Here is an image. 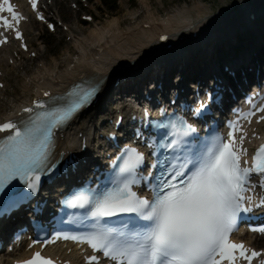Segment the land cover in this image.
I'll list each match as a JSON object with an SVG mask.
<instances>
[{"label": "snow or ice", "instance_id": "obj_1", "mask_svg": "<svg viewBox=\"0 0 264 264\" xmlns=\"http://www.w3.org/2000/svg\"><path fill=\"white\" fill-rule=\"evenodd\" d=\"M30 3L37 17L48 22L40 0ZM24 19L11 0H0V45L9 41L5 32L14 31L17 39H25L20 27ZM49 27L56 30L55 23L49 22ZM97 87L75 84L65 94L53 96L44 91L47 100L33 98L21 109L24 116L0 122V212L17 208L40 190L42 176L57 166V130L90 103ZM215 91L198 96L195 106L186 109L202 118L211 110ZM247 103L248 110H236L227 133L216 126L201 136L196 123L176 113L164 114L159 121H141L149 130L156 129L154 135L145 136L140 128L134 133L151 149L150 154L132 144L123 145L95 186L85 180L63 201L83 210L68 216L80 230H55L50 239H34L29 247L60 239L86 243L93 250L87 256L89 264H252L264 257V249L233 238L242 224L264 234V224H251L246 215L264 209V142L254 150L251 162L244 159L250 134L243 124H251L258 113V120L264 121V92L253 93ZM139 186L148 194H141ZM15 264L71 261L37 250ZM259 264H264V258Z\"/></svg>", "mask_w": 264, "mask_h": 264}, {"label": "bare ground", "instance_id": "obj_2", "mask_svg": "<svg viewBox=\"0 0 264 264\" xmlns=\"http://www.w3.org/2000/svg\"><path fill=\"white\" fill-rule=\"evenodd\" d=\"M198 4L194 3L193 9L200 10L201 7ZM140 6L146 13L143 20L138 19L140 11L134 10L124 16L112 17L104 24H95L93 28H90L88 34L75 35L74 57L71 55V59L64 62H59L57 58H54L52 63H46L31 78L23 79L21 81L22 95H34L38 89L54 91L79 78L102 81L101 94L103 95L108 87V81L112 78L113 66L122 63L115 61L120 59L137 60V57L142 54L141 52L147 51L152 46L155 31H163L171 37H175L174 32L178 34L182 29V27H176L179 26L178 16L183 14L182 10L177 9L174 16L167 15L159 22L154 18L156 12L151 3L141 0ZM200 20H204V18ZM200 20L197 22L200 23ZM181 24L183 23L181 22ZM167 27L175 28L169 30ZM88 115L89 113L86 114V116ZM85 124L82 118L76 128L82 131L86 129L88 132L89 128ZM79 147L75 148L78 153H80Z\"/></svg>", "mask_w": 264, "mask_h": 264}, {"label": "rangeland", "instance_id": "obj_3", "mask_svg": "<svg viewBox=\"0 0 264 264\" xmlns=\"http://www.w3.org/2000/svg\"><path fill=\"white\" fill-rule=\"evenodd\" d=\"M151 1H153L152 7H153V10L156 12V17H164L169 11L176 8L177 5H183L186 3L190 4L191 2H194L197 0H163V5L158 0H151ZM134 10L140 11L139 14L144 13L141 6H140L139 0H132L131 4L122 3V1L120 0V2L118 4V9L116 11H113L112 13L116 14V15H118V17H120V16L127 15L128 13H130ZM51 40L53 41L51 43V46H55L59 41L58 39H55V40L51 39ZM67 45H68V43L65 45V47ZM59 46H61V44ZM59 46H58V48H59ZM63 48L61 50H59V54H58L59 58H60V55L63 54L64 50L67 47L64 50H63ZM53 52H56V50H54Z\"/></svg>", "mask_w": 264, "mask_h": 264}]
</instances>
